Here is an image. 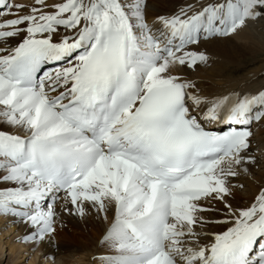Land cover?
Instances as JSON below:
<instances>
[{
    "label": "snow or ice",
    "instance_id": "snow-or-ice-1",
    "mask_svg": "<svg viewBox=\"0 0 264 264\" xmlns=\"http://www.w3.org/2000/svg\"><path fill=\"white\" fill-rule=\"evenodd\" d=\"M154 9L0 0V216L50 264L66 217L102 226L92 264H264V86L192 78L207 45L264 24V0Z\"/></svg>",
    "mask_w": 264,
    "mask_h": 264
},
{
    "label": "bare ground",
    "instance_id": "bare-ground-1",
    "mask_svg": "<svg viewBox=\"0 0 264 264\" xmlns=\"http://www.w3.org/2000/svg\"><path fill=\"white\" fill-rule=\"evenodd\" d=\"M13 3L28 4L31 0H12ZM154 13L171 14L183 0H152ZM209 61L199 66L192 78L199 82L205 95H222L230 91H254L264 86V24L250 26L239 31L226 41L206 46ZM212 61V63L210 62ZM251 63L255 68L245 70ZM255 66V65H253ZM253 148L257 157L264 154V127L253 126ZM257 178L264 176V168L256 170ZM248 194H238V199H247ZM102 226L88 219L66 217L65 227L58 231L55 246L60 249L56 264H92L96 241ZM24 232L22 226L10 225L7 217L0 216V264H50L44 259L46 252L55 247L38 246L17 242ZM76 243V244H75Z\"/></svg>",
    "mask_w": 264,
    "mask_h": 264
},
{
    "label": "rangeland",
    "instance_id": "rangeland-1",
    "mask_svg": "<svg viewBox=\"0 0 264 264\" xmlns=\"http://www.w3.org/2000/svg\"><path fill=\"white\" fill-rule=\"evenodd\" d=\"M210 62L212 63V61H210ZM212 64H213V63H212ZM257 64H258V63H256V64H255V63H254V64H253V63L248 64L244 69H245V70H248V68H249V69H253V68L256 67ZM253 65H255V66H253ZM247 67H248V68H247ZM75 244H76V243H75Z\"/></svg>",
    "mask_w": 264,
    "mask_h": 264
}]
</instances>
